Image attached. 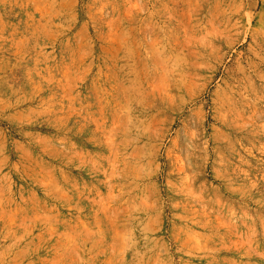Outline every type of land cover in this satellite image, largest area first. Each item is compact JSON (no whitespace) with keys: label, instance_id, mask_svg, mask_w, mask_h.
I'll return each mask as SVG.
<instances>
[{"label":"rangeland","instance_id":"374dc122","mask_svg":"<svg viewBox=\"0 0 264 264\" xmlns=\"http://www.w3.org/2000/svg\"><path fill=\"white\" fill-rule=\"evenodd\" d=\"M0 264H264V0H0Z\"/></svg>","mask_w":264,"mask_h":264}]
</instances>
